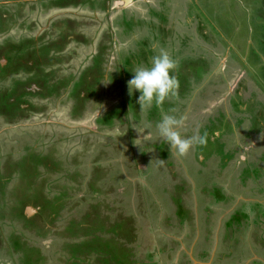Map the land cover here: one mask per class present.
<instances>
[{
    "label": "rangeland",
    "instance_id": "374dc122",
    "mask_svg": "<svg viewBox=\"0 0 264 264\" xmlns=\"http://www.w3.org/2000/svg\"><path fill=\"white\" fill-rule=\"evenodd\" d=\"M61 1L62 0H5L4 2H0V19L2 18V13L3 15L4 13L12 15V17H10L9 19L7 16L5 18L4 24H6V28H8V33H6L5 35H7V37H10L15 44L23 41L24 38L27 37L33 40L35 36L45 37L48 43V41H51L58 36V33L56 32L57 29L54 30L53 26L56 25L55 27H57L61 24H65L66 26L65 21L67 20L73 21L74 23L75 27L71 28L72 31H76L77 33L82 35L84 39L88 40L87 43H79L73 40H67V42H64L65 49L59 56L62 57L63 60H61L60 65L49 68L48 70L50 72H53L54 74H49V76L46 77L44 75H41L42 77L46 78L47 85L51 88L50 90L53 89L52 87L55 85L56 81L60 82L63 79L67 81L69 80V77H71L70 79H73V82L77 80L80 73L85 69L86 66L90 64L91 58L97 53V43L100 40V37H102L103 33L105 32H109V35L114 37L115 39L114 44L111 48L109 46L110 44H107V42H103V45H105V47L109 46L108 51H110V58H108V67L110 68V70L116 63L117 54L127 53L129 49L131 51L135 50L133 54H140V50L142 48L138 44L146 42V39L143 35L145 31H137V33L133 35V38L129 41L127 40V42L124 41V37L122 38L124 42L120 41L116 36L117 28L114 25V21L121 15L120 13L110 16H107L106 13L103 12L92 13L89 9H87L88 7L86 5L68 7L67 9L56 8L55 6L57 4L61 5L63 3H61ZM70 1L71 0H67L66 3H72V1ZM151 3V0H146L145 4H140L137 7L142 11H146L147 7L144 5L148 6V4L151 5ZM191 4V10L195 8V10L199 12L205 11L201 14L198 13L199 20L202 24V27H200V29L205 30L204 37L207 36L206 32H209V34H211L210 36L215 38L217 41L211 38L205 40L204 37H201V39L198 42H195L194 45L190 42H187L188 35L190 34L188 28L184 27L187 30L185 31V29H183L182 27V24L177 21L176 24L178 25L173 26L172 24L175 19L182 18L180 13H176L172 21L171 19L167 18L166 22L164 23L166 36L164 35L161 39L167 40L169 36V41L166 45H157V43L154 42V44L152 45L153 55H158L161 50H165L176 61L177 65L181 63V61H185V63L187 64L188 62L193 64L192 61L198 59L197 55L192 51H199V48H196V45L200 44V47L205 50V52L208 51L209 53V50L212 49V42H214V46H216L215 50L217 51H215L213 59L215 58L216 60L214 59L215 64L213 65L212 72L209 74L210 76H208L209 81L206 80V82H203L199 85L192 84V87L195 89L197 94H203L205 95V97L212 96L213 89H215V94L216 90H219L220 93H218L217 95L214 94L215 96H212V99H209V101L212 100L211 105L215 108L221 107L228 98L229 99L227 101H230V99L235 96L234 98H232V102L230 103L231 106L236 105L243 107V109H246L247 113V110H250L253 106L248 107L246 105L247 103H242L240 95H236L235 91L238 88L237 83L240 79L245 81L247 80L244 85L247 98H249L252 93H257L260 97V100H264V68L261 67V62H263L264 64V51L262 52V49L264 50V47H262L264 42L259 39L261 38L259 37L261 34L264 35V0H198V6L195 1H192ZM182 5H184L183 2ZM143 6L145 8H143ZM129 11L130 9H128V14H130V12L132 13V11ZM160 12L166 13L167 9L165 8ZM135 16L136 18H141L144 15L136 14ZM156 17L159 19H163V15H161V17L157 15ZM124 18L125 17H122L120 19L123 20ZM212 20H214V24L216 26L209 25L212 23ZM125 21L127 22V24H129L128 21L131 20L126 19ZM151 21H153V18H151ZM142 27L143 26H141L140 28ZM154 33H157L159 35L160 28L156 27L150 29V34L153 35ZM65 34L72 35L70 31L69 33ZM201 34L203 35L202 32ZM123 35L126 36L125 33H123ZM3 39L4 37L0 36V41H2ZM133 39L135 41H138L135 45L133 44ZM7 44L9 47L10 45H12V43L10 42H7ZM15 44H13L12 46L14 47ZM34 45L39 49L45 47L44 44L38 45L36 43ZM20 46L27 47L26 49H29V46L26 43ZM183 46L190 47L192 50L189 51L193 52V54L187 56V54H185V51L180 49ZM2 48L3 47H1V49ZM217 48L221 49L218 50ZM251 50L255 51V53L259 57L258 59H254L253 57H251L253 56ZM48 53H51V50ZM153 55H151V57ZM52 57L54 58L55 55H52ZM205 57L207 58V55ZM9 59L10 58H8V60ZM9 69L10 68L6 67L5 71H9ZM21 70L22 68H19L17 71ZM195 71L199 72V70L196 68ZM1 73H3L2 69H0V74ZM1 79L3 78L1 77L0 81ZM221 83H223L222 87L220 85ZM71 87L72 85H67L62 89V91L66 90V92H64L63 96H61L56 104L51 100L43 102L34 100V103L40 104L41 106L45 107L46 110L41 114L29 113L25 117L27 119L19 120L8 130L7 136L3 141V144L7 145L6 147L3 145V147L6 148H4L6 151H1L0 153V164L5 163L6 161L8 164L6 166L0 167V176L2 178L7 177V179L10 180L12 174H7V166L13 165L17 162L19 169H22V166H25V164L28 163L26 161L29 157L31 163L33 162V164L37 167L39 166L38 161L41 157H46L48 155V152L54 151L56 155L55 158L53 155V162L48 161L50 165L54 164L58 160L65 161V159H69L70 157L74 156V154L79 155L80 161L82 163L81 167L85 168V171L82 172L83 180L90 181L91 179L89 174L91 173V168L93 164L97 162L96 158H99L98 163L101 168H97L96 173L94 174L95 180L93 183L94 191L96 193H91V188H85L84 186L81 187L80 192L74 193L72 196L70 207L74 205H76V207L73 211L68 213L71 216V222L67 221L68 219L66 221H62L61 223H59V228L62 227L63 222L64 226L65 224L66 226H71L73 224L72 219L74 217V219L76 220L75 222L80 221V218L78 216L76 217L77 214H75V212L82 207L81 203H83L87 199L88 201L92 200L94 202H100V204H103V200H105L107 201V203L105 202V207L107 204L109 205L110 209H107L106 213L102 211L99 216L101 217V220H106L105 222L110 224V226L118 228L120 230L119 232H117L115 237L116 244L122 246V249L125 251H131L130 254L132 253L135 264L141 261V264H157V258L154 259L152 252H148L149 250L142 253V258L140 257L141 252L137 255L136 251H132L133 247H138V243H140V241L142 242L141 244H145L148 237L146 236V225L142 228L143 223L139 220L141 218L137 217L139 218L137 220L139 221V227L137 228L134 219H132V216H127L130 215L134 207L133 206L130 208L132 200H129V205H127L128 198L131 199V197L134 195L135 190V187L129 181L135 178L136 181H140L143 179V184L141 182H137L135 183V186L139 192L142 191V193H146V195L144 196L145 202L146 200L149 201V199H151V195L147 193V189L145 188L147 186V188H149V191H152V193H154L153 196L158 199L161 204L166 203V212L171 214L173 210L169 206V202L170 205L172 203L171 206L175 208L176 206L178 207L172 213V215L174 216L175 214L179 215L183 212L177 205L180 197L182 198L183 196H185V193H182V191L189 190V194H192V191L190 193L189 187L185 189V186L183 185L182 187H178L173 184L172 175L166 170H163L162 173L159 170H157V172L155 171L152 164H157L159 162L155 153H152L150 151L151 156L145 159L146 154L144 150H148V144L151 145L157 143L159 145L160 140L162 139H160L159 134L153 133L152 131H147L155 128L153 125H151V128L141 127L139 122L135 124L131 120V117H127L131 121L130 129L128 128L126 119H123L122 124H118L116 121L115 126L111 129L103 128L100 126L98 127L95 124L98 116L110 110L116 103H118L122 99V97H120V91L116 88L117 86L111 87L110 89L109 85L106 84L101 92L102 94L107 95V99L111 103V105L109 104L108 106H105L106 102H104L102 109H96L94 111L88 112L85 111L82 116L79 117L80 119L73 118L70 112V102H72V100H66V94L69 93ZM219 87H221V89H218ZM200 90L202 92H199ZM210 93H212V95ZM63 101L67 103L62 105L60 102ZM129 102H131V99ZM249 105L252 104L249 103ZM199 109H201V107H199ZM210 109L211 108L209 107L207 110H205V107H203L202 112H193L196 116H201L203 115V113L208 114L205 112ZM234 117L235 116H233L232 118ZM129 133L131 135H129ZM186 133L188 134V132ZM10 146L12 147L11 150L8 149ZM134 146L136 147V150L133 149ZM162 147L157 146L156 148L157 150H159L157 152L164 154L168 148H164V144H162ZM115 150L118 151V154H112L111 151ZM201 153L205 155L204 157H206L209 154V151H201ZM230 153L231 156L225 155L223 158V162L227 163V165H225L227 174L219 179H223L222 182L224 184L227 183L229 185V189L234 193V191L236 190V186L234 187V185L239 182H237L236 180H239V178H241V172L243 171V169H245V165L242 163V160H239V158L238 160H236V158H232L234 155V151H230ZM99 154L101 155V157L97 156ZM202 154H200V158ZM110 155H113L112 159ZM132 155H134V157L136 158L135 161L133 160L134 157H131ZM139 155L142 157L144 162H146L145 171L144 169H142L141 171L136 166L142 163L139 159ZM253 155H255V153H252V156ZM196 157H198L199 159L198 153ZM174 162L176 164L178 163L176 160H174ZM187 162H191L190 157L188 158ZM135 163L136 165H134ZM129 164L132 165V168L129 167ZM149 165L152 166V168ZM103 169H107V172L103 171ZM108 169H110L111 171L109 172ZM213 171L214 170H212V179L217 181L218 179H215L216 174L213 173ZM40 172L41 168L39 169V174ZM155 172L156 176L161 175V177H156V179L153 180H151V178H147L149 183L145 181V176L151 177L152 174H155ZM259 172L260 178H263L262 180H264V164L261 165V170L251 168L248 174L256 176L259 175ZM21 173L22 171L18 172L16 180L22 179ZM124 176H128L130 180L126 179ZM204 177L205 179L209 177V170L204 174ZM242 180H245V178H242ZM57 182H63L61 181L59 175L53 176L52 179L47 178L46 183L48 187H50V184L52 185ZM6 184L7 182H4V185ZM155 184L157 186H154ZM184 184L187 185V183L185 182ZM25 186L27 187L28 185ZM95 186L99 189V191L95 190L97 189ZM256 188L261 187L258 186ZM206 189H210V186L208 184L206 185ZM244 191L247 190L244 189ZM50 193H52V191ZM50 193L48 194L50 195ZM196 193H198L200 201L199 210L202 211L206 204L204 203L205 193L201 192L199 186L197 187ZM239 194L246 197L243 192H239L238 195ZM248 195L251 194L248 193ZM2 198L3 196L0 193V199ZM188 198L190 201L188 205H191L190 203L192 202L193 197L190 195ZM135 199L137 201L138 197L136 196ZM10 204L12 203L7 198V201L5 202V209H7ZM50 205L52 206V204ZM0 206H2L1 201ZM239 206L240 208L242 207V209H244L246 204L240 203ZM52 208L48 206V212H50ZM146 208L147 211L144 212L145 210L141 209V211L135 206V211L139 210L140 215H142L143 217L142 219H146L144 221H149L147 220V218L151 219L153 214L151 213V211H149L147 206ZM225 209L226 208L223 207L222 210H220V208H218L217 206L215 207V205L208 208V211L212 210L210 212V216L213 217L210 226V234L212 231L215 232L216 229H218L217 218L219 219L220 211L225 212ZM43 213V217H46L49 220L48 215H45L46 212L44 211ZM79 213L81 214L82 211H80ZM199 214L201 213L199 212ZM90 218L94 219V215H91ZM90 218L88 220H90ZM200 221L203 224L202 219ZM49 222H51V227H54L53 229H55V221L49 220ZM12 224L13 223L11 222V224L9 223L8 225V222L4 221L3 225L0 226V264H11L9 257L5 256V253L7 251L6 247L12 245L13 241L10 240L16 241V239H18V234L23 238L33 237V240L36 238L34 234L27 236L26 234L21 233V235L17 230L18 225L16 224V227H14ZM206 229L207 226H205V231ZM28 232L30 231L28 230ZM139 232H143V235L140 236V241L138 240ZM255 237H257L256 234H254V238ZM220 238L224 240V242H221L220 244V253L228 255L230 256V258L219 260L216 256L214 264H230L227 261H230L231 257L238 259L240 258L244 261L248 258L250 259L251 254L249 253L248 255H246V249L249 244H251L249 241L238 239L235 236V239L233 240L234 242L227 246L225 243V239H223L225 238V232H223L222 237ZM203 241L201 240V244ZM38 243L39 244L34 245L35 247L41 249V251L45 254V258L43 261H37V259L35 258L34 260H32L31 264H62L58 260V258H60L57 250L59 241H57L56 238L47 239L45 237H42L38 241ZM15 245L20 246L19 244ZM259 247L260 246H256V248ZM226 251L229 252L226 253ZM254 253L256 255V258L264 260L263 253L260 254L256 251H254ZM125 254H127V252H125L124 255ZM27 257H23L24 259H22L25 260ZM123 258L124 256L118 258L115 261L113 259V256L111 255L113 264H118V262L120 264H126V259ZM209 264L212 263L209 262Z\"/></svg>",
    "mask_w": 264,
    "mask_h": 264
},
{
    "label": "crops",
    "instance_id": "0c3cea01",
    "mask_svg": "<svg viewBox=\"0 0 264 264\" xmlns=\"http://www.w3.org/2000/svg\"><path fill=\"white\" fill-rule=\"evenodd\" d=\"M145 1L146 0H85L83 1L84 4H81L80 2L82 1H79L77 5L75 6L72 5L70 7L88 5V7H90L89 10L92 13L103 12L106 13L107 16H110L117 13H124L125 12L124 8L126 7L127 9H130V11H132L134 10V8L135 9L138 8L137 7L138 5L145 4ZM151 1H152L151 5L150 4H148V6L144 5L147 7L146 11H142L141 9L138 8L137 13L144 15L145 17L143 16L135 20L140 22V24H136L134 26L135 33H137V31L140 32L145 31L143 33L145 39L146 38L152 39L153 44L154 42H156L157 45L158 44L166 45L167 42L169 41V36L167 40H165V39H161L163 38V35H161V33L159 35H157V33H154L153 35L150 34V29H153L152 25H154L152 22H155L156 27L165 28V25L156 22L154 18L155 16L151 14V13L155 14L156 12L159 13L161 10L165 8L167 9V12L163 14L165 18L167 17L171 19V21L176 13H180L182 16L181 19H175L173 21L172 23L173 26L178 25L176 23L179 22L182 24L183 29L190 28L189 17L192 11L191 2L195 1L197 3L198 0H151ZM182 2L184 5H182ZM144 6L143 8H145ZM56 8L67 9L68 7H56ZM126 12H128V10ZM123 15H125V13ZM123 15H120L118 18H120ZM151 18H153V21H151ZM185 23H187V25ZM141 26L143 27L140 28ZM119 31L120 30L117 28L116 34ZM185 31L187 30L185 29ZM135 33L125 38L124 41L127 42V40L129 41L130 39H132ZM120 41L124 42L123 40ZM135 42L136 41L133 39V44ZM212 68L213 66H211V70ZM209 74L205 75L203 82H206V80L209 81L208 79V76H210ZM192 89L193 90L191 94L184 97L182 100L175 98L169 100L168 105L162 107L163 113L175 115L177 118H183L185 123L183 128L181 129V132L183 135L187 137L207 134L206 145L196 146L194 150L190 151L185 157H181V158L178 157L175 151L170 149L168 143L161 138L159 145L157 143L151 145L148 144V148H147L148 150L147 151L144 150L146 154L145 159L151 156L150 155L151 152L156 154V157L159 162L157 164H152L156 172L157 170H159L162 173L163 170H166L168 173H171L173 178L172 180L173 184H175L178 187H182L183 185L185 186V189L189 187L190 193L192 191V194H189V190L182 191V193H185V196H183L182 198L180 197L179 199L180 203L178 202L177 205L180 207V209L183 212L180 213L179 215L174 213L175 214L174 216L172 215V213L176 210V208H178L177 206L175 208L171 206L172 203L170 205L169 202V206L173 210L171 214L166 212L167 210L166 203L161 204L159 200L153 196L154 193H152V191L151 192L149 191V188H147V186L145 188L147 189V193L151 195L150 196L151 199H149V201L146 200L145 202L144 196L146 195V193H142V191L139 192L135 186V183L137 182H141L143 184V179L140 181H136L135 180L136 178L130 180L128 176H124L126 179L130 180L129 182L135 187L134 195L131 197V199L128 198V202H127V205H129V200H132L131 201L132 204H130V208L133 206L134 207L130 215L127 216L128 217L132 216V219H134L137 228L139 227V223H138L139 221H137L139 218L137 217H140L141 219L139 220L143 223L142 228L146 225V229H147L146 236L148 237L147 242L145 244H141L142 242L140 241V236L143 235V232H139L138 233L139 239L138 238L137 239L140 241V243H138V247H133L132 250L136 251L137 255L141 252L140 255L141 258H142V253L144 251L149 250L148 252H152L153 258L154 259L157 258L156 259L158 260L157 264H193L192 258L198 262L197 264H209V262L214 264V260L216 256L217 259L219 260L230 258V256L220 253L221 252L220 244L221 242H224V240H222L220 237H222L223 232H225V238L223 239H225V243L227 246L234 242L233 240L235 239V236L238 239H243L251 243L246 249L247 250L246 255H248L249 253L251 254L250 259L248 258L247 260L244 261L241 260L240 258L238 259L231 257V260L227 261L228 263L264 264V260L256 258V255L254 253V251H256L257 253L264 254V192H262L264 189V180H262L263 178H260L261 171L259 172V175L256 176L248 174L251 168H256L258 170H261V165L264 164V118L260 116L257 117L251 116L250 112L249 113L240 112L239 108L236 105L231 106L230 103L232 102V98L230 99V101H227L229 99L228 98L221 107H217V108L213 107L211 105L212 100L209 101V99H212L211 98L212 96H215L218 93H220L219 90H216V94H215V89H213V95L212 93H210L212 96L205 97V95L201 94L194 98V96L197 93L194 88ZM199 92L202 91L200 90ZM104 95H105L104 100L106 102V106H108L109 104L111 105V103L107 99V95L106 94ZM125 95H129V92H126V94L124 95L120 94V97H122V99L120 101L118 100L119 102L116 103L111 109L115 108L116 106L123 107L121 106L122 104H124L126 107V105H128V100H126ZM199 107H201V109H199ZM203 107H205V110H207L209 107L211 109L205 112L208 114L203 113V115L201 116H196L193 111L202 112ZM151 110L153 111L152 114L150 115H147V112H142L141 110H139L138 111L139 115L138 116L136 115L135 120H133L132 116L128 113H126V117H131V120L135 124L139 122L141 127L151 128L148 127L147 125L148 124L153 125L155 128L147 131H152L153 133L158 134V131L156 130V124L162 118V111L161 108L158 107H153ZM86 111L88 112L94 110L87 109ZM233 116L235 117L232 118ZM120 120H122V118L116 119L118 124H120L119 122ZM127 122H128L127 123L128 128L130 129L131 121L128 119ZM11 126L13 125L3 121L0 118V149L2 147L3 141L5 140V137L7 136L8 130L11 128ZM186 132H188V134ZM129 135L131 134L129 133ZM162 144H164V148H168L164 154L158 153L157 151L159 150H157L156 148L157 146L162 147ZM133 149L136 150V147L134 146ZM201 151H209V154L206 157H204L205 155L202 154ZM230 151H235L232 157L233 159L236 158V160H238L239 158V160H242V163L245 165V169H243V171L241 172L242 173L241 178H239V180H236L237 182L238 181L239 182L236 185H234V187L236 186V190L234 191V193L229 189V185L227 183L224 184L222 182L223 179L222 180L219 179L227 174L225 168V165H227V163L224 164L223 158L225 155L231 156ZM111 152L112 154H118L117 150ZM197 153L199 159L198 157H196ZM252 153H255V155L252 156ZM200 154H202L201 158H200ZM110 156L112 159L113 155ZM131 157L133 158L134 155H132ZM139 157L142 163H140V165H136L135 163L134 165H136L137 168L140 169L141 171L142 169H144L145 171L146 162H144V160L140 155ZM189 157L191 158V162L188 163L187 161ZM133 160L135 161L136 158L134 157ZM174 160H176L178 163L176 164ZM152 166L150 167L152 168ZM129 167L132 168V165L129 164ZM108 170L109 172L111 171L110 169ZM208 170H209V177L205 179L204 174L207 173ZM212 170H214L213 173L216 174L215 179H218L217 181L212 179L213 178ZM103 171L107 172V169H103ZM156 172L155 174H152L151 177H147L144 175L146 177L145 181L148 182L147 178H151V180L156 179V177L160 178L161 175L156 176ZM242 178L243 179L245 178V180H242ZM184 182L187 183V185H185ZM207 184L210 186L209 190L206 189ZM154 186L157 185L155 184ZM198 186L201 192L205 191L204 203L206 204L202 211L199 210L200 201H199L198 193H196ZM255 186L256 187L259 186L261 188H256ZM244 189L247 191H244ZM214 190L219 191V196L214 194ZM239 192L241 193L243 192V194L246 195V197L240 194L238 195ZM248 193H250L251 195H248ZM190 195L193 197V199L192 202L190 203L191 205H188L190 202L188 197ZM136 196L138 197L137 201L135 199ZM71 201H72V197L71 199H67L64 202L62 200L58 201L57 202L58 204L61 203L59 205L60 206L59 208H57V205H55V208L58 209L59 222L65 221L67 219L68 220L71 219V216L68 213L73 211L76 207V205L70 207ZM105 202L107 203V201L103 200V204H100L99 209L97 210L99 211V214L102 213V211L106 213L107 209H110L109 205L107 204L105 207ZM240 203L246 204L244 209H242V207L240 208L239 206ZM97 204L99 203L94 202L92 200L88 201L87 199L86 201L81 203L82 207L75 212V214H77L76 217L78 216L82 219L84 215H89V218L91 215L92 216L94 215V219L90 218V220H88L89 223H92L91 221L95 220L96 211H94V207ZM213 205H215V207L217 206L218 208H220V210H222L223 207H225L226 209L225 212L220 211L219 219L217 218L218 229H216L215 232L212 231L210 234L211 231L210 226L213 217L210 216L211 214L210 212L212 210L208 211V208L212 207ZM135 206L137 209L145 210L144 212L147 211L146 208L147 206L149 211H151V213L153 214L151 219L147 218V220L149 221H144L146 219H142L143 217L142 215H140L139 210L135 211L136 210ZM29 207L30 206L26 208V211L29 213V215H34L35 213H37L36 209H34L33 207H31L33 211L28 210ZM80 211H82L81 214L79 213ZM199 212L201 214H199ZM60 216L62 218H60ZM44 219L46 222H49V220L46 217ZM201 219L203 224L200 221ZM103 221L105 222L106 220ZM49 224H51V222H49ZM205 226H207L206 231H205ZM254 234H256L258 238L257 237L254 238ZM201 240L202 241L204 240L202 244H201ZM256 246H260V247L256 248ZM228 252L229 251H226V253ZM10 262L11 264H14L13 263L14 261L13 262L10 261ZM141 262H137L136 264H141Z\"/></svg>",
    "mask_w": 264,
    "mask_h": 264
},
{
    "label": "trees",
    "instance_id": "16d2710c",
    "mask_svg": "<svg viewBox=\"0 0 264 264\" xmlns=\"http://www.w3.org/2000/svg\"><path fill=\"white\" fill-rule=\"evenodd\" d=\"M66 1L67 0H62L61 3L62 2L63 3L61 5L57 4V6L59 5L60 7H67L69 4L75 6L79 1H82L80 3L84 4L83 1L85 0H74V1L71 0L72 3H66ZM160 14L163 15V19L162 18L159 19L156 17L157 15L161 17ZM153 15L155 16L154 18L156 22L164 25L167 17L165 18L163 12H159V13L156 12ZM122 17L125 18L122 20L120 19ZM120 18L115 20L114 24L120 30L116 34V36L119 40H122L123 37L127 38L131 34L135 33L134 26L136 24H140V22L134 20L135 22L128 21L129 24H127L125 20L126 19L128 20V17L126 15H123ZM153 24L154 25L151 24L152 27L156 28L155 23ZM165 30H166L165 28H160L161 35L166 36ZM197 30L198 33L201 34V31L199 29ZM63 32L62 34H60L61 37H63V39L58 41V45L53 43L49 44L47 50H45L46 52L47 51L49 52L51 49H53L55 52H57V50L59 52L64 51L65 49L64 42H67L68 35L64 34ZM123 33H125L126 36H124ZM202 37H204V33ZM259 37H261L259 39L262 42H264V35L261 34ZM204 39L205 40L209 39V36L207 35L206 37H204ZM114 41H115L114 37L110 36L109 33L107 32L103 33L102 37H100V40L97 43L98 44L97 53L91 58L90 64L86 66L85 69L81 72V75H79L77 81H75L72 84L73 87L70 89L71 91L66 94V100H73V101L75 100L76 102V105L70 111L73 118L78 119L87 109L96 110L103 108V104L105 102L104 100L105 95L102 94L101 92L106 84L109 85L110 89L111 87L117 86L116 88L120 91L121 95H124L126 94V92H129L127 85H128V81L134 75L133 74L134 69L140 65H148L151 58L157 55V54L153 55V50H152L153 41L151 39L146 38L145 43L138 44L142 48L140 50L139 55L137 53L133 54L135 50L131 51L130 49H129L130 52L128 50L127 53L117 54L116 63L114 67L111 68L110 70V68L108 67V58H110L109 56L110 51H108V47L110 46L111 48L112 47L111 43L113 44ZM77 42L87 43L88 40L84 39L81 36ZM103 42H107V44L110 45L105 47V45H103L104 44ZM137 42L138 41H136L134 45ZM262 47H264V43ZM18 51H22V50L19 49ZM251 51L253 53V56L251 57H253L254 59H258L259 57L255 53V51L254 50ZM263 51L264 50L262 49V52ZM151 55L153 56L151 57ZM197 58L198 59L192 61L193 64L189 62L187 64L185 63V61L184 62L181 61V63L177 65V72L175 74L180 82V89H179V94L177 97H175V99L182 100L184 97L190 95L193 90L192 84L199 85L203 83L205 75H208L211 72V66H213L212 64L215 61H212V59L210 60L204 59L205 58L204 55H200ZM263 58H264V54H263ZM261 67L264 68L263 62H261ZM195 68L198 69L199 72H196ZM70 78L71 77H69V80L67 81H65L64 79L60 81L63 88L66 87L67 85H71L73 79ZM245 83L246 82L244 81L241 83V85H238L235 94L240 95L242 103H247L246 105L248 107L253 106L250 110L249 109L247 110L248 113L250 112L251 115L255 117L260 116L264 118V100H260V97L257 93H252L250 97L247 99L245 97L246 95L245 88H243ZM45 86H48L47 81H45ZM64 92H66V90L65 91L63 90L61 92L53 90V95H56V97L63 96ZM137 96H139L138 92H134L131 95L130 94L125 95L126 100H128V105H126L125 107V105L122 104L121 106L123 107L116 106L115 108L104 112L102 115L97 117L96 124L100 127L109 129L114 126L116 119L122 118V120L119 121L120 124L123 123V118L128 121V118L126 117V113L130 114L132 116V119L135 120L136 115L137 116L139 115L138 111L140 110V106L137 103V99H138ZM234 97L235 96H233L232 98ZM53 99L55 101L57 98L55 99V97H53ZM130 99L131 102H129ZM168 102L169 101H167L166 104L164 103L163 106L168 105ZM65 103L67 102L64 101L61 102L62 105H64ZM249 103H251L252 105H249ZM237 107L239 108L240 112L246 113V109H243V107L240 106ZM152 111L153 110L147 111V115L152 114ZM53 155L55 158L56 153L54 151H50L48 152V155L46 157H41L40 160L38 161L39 166L37 167L33 164V162L31 163L30 158L28 157L27 158L28 160L26 161L28 163L25 164V166L24 165L22 166L23 169L21 170L22 171L21 180L26 179V184H28L26 177L29 174H32V177L35 180L39 178L38 180L40 181H42L43 175H49L50 177L59 175L61 181L63 182H57L55 184H52V186L47 187L49 193L53 189L54 191H56V193L53 195L52 201H48L47 203L49 204H44L42 209L47 214H49L47 208L48 206L51 208L53 206L52 210H50V213L53 212L51 215L58 216V209L55 208V204L60 200L64 202L67 199H71L74 193L81 191L82 186H84L85 188L89 187L92 190L91 193H96L94 191V186H93L95 180L94 174L96 173L97 168L100 169L101 166L98 163L99 158H96L97 162L93 164L91 168V173L89 174L91 180L90 181L83 180L82 172L85 171V168L81 167L82 163L80 161L79 155H74L69 159H65V161L58 160L54 164L50 165L49 162H53ZM97 156L101 157L100 154ZM40 168H41V172L39 174ZM0 189H3V186H1ZM95 190L99 191L98 188ZM262 192H264V189ZM214 194L219 196V191L214 190ZM98 203L99 204H97L94 207V211H96L95 214L96 216H95V220L91 221L92 223H89L88 221L89 215H84L82 219L80 218V221L75 222L76 220L72 219L73 224L71 226L68 225L66 226V224L64 226L63 223L62 227L59 228V231L54 232V235L52 237L48 235H43L39 237L41 238L45 237L47 239L56 238V240L59 241L57 250L60 255V258H58V260L62 264H92V262L93 264H113L112 263L113 259L116 261L118 258H121L123 256H124L123 259H126L125 260L126 264H135L133 255L132 253L130 254L131 251L129 250L125 251L122 249V246L116 244L115 237L117 232H119L120 230L118 228L110 226V224L101 220V217L99 216V211H97L100 206V202ZM50 204H52V206ZM59 205H57V208L60 207ZM44 211H42V214H44L43 213ZM3 216L6 217V215L4 214ZM3 216L0 215V218L3 219ZM67 221L71 222V219ZM29 235H31L30 232L28 233V236ZM17 238L18 239H16V241L10 240L13 241L12 245L9 246L10 250L6 251L5 256H8L10 261L13 262L14 257H16L15 259L17 262H19V264H31L32 260H34L35 258L37 259V261L42 260L37 254V253H41V249L35 247L34 245V244H39L38 241L33 240L31 237L23 238L19 234L17 235ZM15 244H19L20 246ZM125 252H127V254L124 255ZM111 255L113 256V259H111ZM23 257H27V258L23 260L24 259ZM118 264L120 263L118 262Z\"/></svg>",
    "mask_w": 264,
    "mask_h": 264
},
{
    "label": "flooded vegetation",
    "instance_id": "af4514ba",
    "mask_svg": "<svg viewBox=\"0 0 264 264\" xmlns=\"http://www.w3.org/2000/svg\"><path fill=\"white\" fill-rule=\"evenodd\" d=\"M4 1L5 0H1L0 2H4ZM71 5L72 4H69L67 7ZM197 6H198V2H197ZM55 7H60V6L56 5ZM89 8L90 7H88L87 9ZM124 9L122 10L125 11L124 13L129 20L134 21L138 18V17L136 18L135 16L136 14H138L137 13L138 8L136 9L134 8V10H132V13L129 11L130 14L126 12L128 10L127 7ZM202 12L205 11L199 12L194 8L190 13V21H189L190 28H188L190 34L188 35L187 42H190L193 45L195 44V42H198L202 37V35L198 33L197 29L205 33V30L200 29V27H202V24L201 21L199 20L198 13L201 14ZM124 13H120V14L123 15ZM6 16L9 19L10 17H12V15L8 13H4V15H2V18L0 19V36L4 37V39L0 41V63H1L0 69L3 70V73L0 74V78L1 77L3 78L1 79L2 82L0 81V118L11 125H15V123L19 119L21 120L27 119L25 117L29 113L41 114L43 113V111L46 110V108L41 106L40 104L34 103L33 102L34 100H39L40 102L51 100L56 104L58 100L61 98V96L56 97V95H53V90L60 92L62 91L63 86L61 82L56 81L55 85L52 87L53 88L52 90H50L51 88L49 86H45V81H47L45 77L49 76V74L50 75L54 74L53 72L48 71L49 68L60 65L61 60H63L62 57H59L62 54V52H59L58 50L57 52H55L53 49H51V53L46 52L45 50H47L48 45L52 43L58 45V41L63 39V37H61L60 35L62 34L63 31L64 34L69 33L70 31L72 35H68L67 40H73L75 42H77L82 35H80L76 31H72L71 28L75 27L74 23L73 21L67 20L65 21L66 26L65 24L58 25L57 27H55L56 25L53 26L54 30L57 29L56 32L58 33V36L55 39L48 41L49 44L47 43L46 38L41 36H35L33 40L27 37L28 39L24 38L23 41L15 44L10 37H7V35H5L6 33H8L7 31L8 28H6V24H4ZM185 24L187 25V23ZM209 25L216 26L214 24V20H212V23ZM206 33L207 35L209 34V32ZM210 35L211 34H209V38L217 41L215 38H213ZM7 42L12 43V45L15 44L14 47L12 45H10L9 47ZM24 43L28 44L29 49H26L27 47L20 46L23 45ZM36 43L38 45L44 44L45 47L39 49L37 48V46L34 45ZM212 43H213L212 49L209 50V53L208 51L205 52V50H203L200 47V44L196 45V48H199V51L192 50L190 47H184L185 45L180 49L184 50L187 56H190V54H193L194 52L197 55V57L200 55H204V56L207 55V58L205 57L204 59L210 60L212 58V61H214L215 58L213 59V56L215 51L217 50H215L216 46H214L215 45L214 42ZM1 47H3L4 49L3 48L1 49ZM19 49H22V51H18ZM217 49L220 50L221 48H217ZM189 50H192L193 52ZM52 55H55V57L53 58ZM8 58H10L11 60L10 59L8 60ZM214 64L215 62L212 65ZM6 67L10 68L9 71H5ZM19 68H22V70L17 71ZM41 75H44L45 77H42ZM244 81L245 80L240 79L237 85H241V83ZM73 83L74 82H72L71 85ZM220 85L222 87L223 83H221ZM70 91L71 90H69V92ZM196 96H199V94H196L194 98ZM53 97L57 99L54 101ZM245 97H247V95H245ZM75 105H76L75 100L74 101L72 100V102L70 103L71 109H73ZM4 146L6 147L7 145ZM5 147H3L2 144L1 147L2 150L0 149V151H6ZM8 149L11 150L12 147L10 146ZM7 164L8 163L6 161L5 163L0 164V167L6 166ZM22 169H19L18 163L16 162L13 165L7 166V170H6L7 174L8 173L12 174L10 180L7 179V177L2 178L0 176V187L3 186V189H0L1 190L0 193L3 196V198L0 199L2 204V206H0V212H1L0 215L2 216L3 214L6 215V217L3 216V219L0 218V226L3 225L4 221L8 222V225L9 223L11 224L12 222L13 223L12 225L14 227H16L17 224L18 225L17 230L19 233H23L28 236L29 233L28 230H29L31 235L32 234L35 235L36 238L34 240L36 241H39L41 239V237L39 236L48 235L52 237L54 235V231L55 232L59 231V223L61 221L59 222L58 216L51 215L53 212L51 213L49 212V214L46 213L45 215H48L49 220L55 221V229H53L54 227L52 228L51 227L52 225L49 224V222H46L45 219L43 218L42 211L44 210L42 209L45 203H47L48 201H52V197L56 193V191H54L53 189L52 193L49 195L47 185L38 179L35 180L32 177V174H29L26 177L29 185L26 184V179L16 180L18 172H20ZM43 179H45V177H43ZM4 182H7V184L4 185ZM25 185L28 186L26 187ZM202 192L204 193L205 191ZM7 198L11 201L12 204H10L7 209H5V202L7 201ZM28 206L36 209L37 213H35L34 215H29V213L26 211V208ZM31 238L33 239V237ZM6 249L10 250V247L7 246ZM37 254L43 261L45 258V254L42 251L41 253H37ZM13 261L14 264H19V262H17L15 258H13Z\"/></svg>",
    "mask_w": 264,
    "mask_h": 264
},
{
    "label": "clouds",
    "instance_id": "9594fccd",
    "mask_svg": "<svg viewBox=\"0 0 264 264\" xmlns=\"http://www.w3.org/2000/svg\"><path fill=\"white\" fill-rule=\"evenodd\" d=\"M176 72V61L167 51L161 50L158 55L151 58L148 65H140L134 69V75L128 81V90L130 95L134 92L139 93L137 103L142 112L150 111L153 107L161 108L162 118L156 124V130L160 138L168 143L178 157H185L196 146L206 145L207 134L187 137L181 132L185 123L184 119L163 113L164 103L179 94L180 82ZM147 126L151 127V124ZM43 177L42 182L46 185L47 178H53L49 175H43Z\"/></svg>",
    "mask_w": 264,
    "mask_h": 264
},
{
    "label": "water",
    "instance_id": "95a60500",
    "mask_svg": "<svg viewBox=\"0 0 264 264\" xmlns=\"http://www.w3.org/2000/svg\"><path fill=\"white\" fill-rule=\"evenodd\" d=\"M28 210L33 211V209H32L31 207H29ZM192 262H193L194 264H197V263H198V262H197L196 260H194L193 258H192Z\"/></svg>",
    "mask_w": 264,
    "mask_h": 264
}]
</instances>
